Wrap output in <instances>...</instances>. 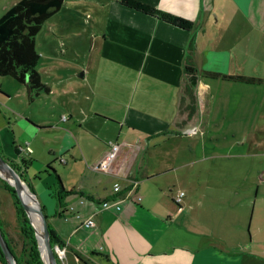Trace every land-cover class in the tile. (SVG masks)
<instances>
[{
  "label": "crops",
  "instance_id": "1",
  "mask_svg": "<svg viewBox=\"0 0 264 264\" xmlns=\"http://www.w3.org/2000/svg\"><path fill=\"white\" fill-rule=\"evenodd\" d=\"M98 1L100 6H95L102 10L99 32L92 36L80 74L90 94L97 97L89 105L92 120L82 128L86 137L95 136L100 142H91L82 152L89 175L81 173L72 187L83 195H68L65 206L57 209L61 215L46 213L53 231L73 253L76 264L81 260L78 254L89 264H227L226 256L218 255L223 254L220 247L204 245L202 234L195 231L197 225L177 222L193 202H202L203 190L198 197L197 189L196 195L164 189L177 179H185L188 186V172L202 163L189 142L204 132L206 118L244 114L252 105L263 113L264 0H134L184 20L186 28L121 0ZM15 2L4 5L2 12ZM86 3L64 0L62 6H76L73 10L87 16ZM74 20L80 19L74 16ZM188 61L198 72L196 110L186 119L181 105ZM203 70L262 81L209 77ZM222 89L236 96L219 98ZM115 141L121 148L110 168L94 170L93 164L107 151L108 143ZM67 152L70 159L61 156L59 161L82 170L81 150L74 146L63 153ZM183 170L185 174L180 173ZM167 172L176 177L166 176ZM196 180L198 187L203 179L197 176ZM114 184L122 189V207L102 208L100 201L113 196ZM180 190L185 193L176 209L173 202ZM91 216L94 225L83 226Z\"/></svg>",
  "mask_w": 264,
  "mask_h": 264
},
{
  "label": "rangeland",
  "instance_id": "2",
  "mask_svg": "<svg viewBox=\"0 0 264 264\" xmlns=\"http://www.w3.org/2000/svg\"><path fill=\"white\" fill-rule=\"evenodd\" d=\"M14 1L17 0H0V17L3 6ZM82 2H87L85 6L90 12L87 16L73 10L76 6L63 5L43 24L36 37V49L41 57L35 68L49 85V92L42 91L29 102L23 85L0 76V146L6 158L25 168L26 179L46 213L58 209L57 175L62 185L69 188L77 185L83 174L89 175L84 165V148L91 146V142H100L95 136L86 137L82 128L92 120L93 110H89V105L97 97L85 87L80 72L90 53L92 36L99 32L102 10L95 6H100L98 0ZM74 16L81 21L74 20ZM217 96L227 99L236 94L230 95L227 89H222ZM241 96L246 98L245 94ZM204 124L202 134H197L195 140H187L195 148V158L202 162L188 172V186L185 179L182 182L177 179L164 189L170 193L171 188L173 194L179 189L188 190L193 195L196 189L197 195L203 190L202 202H193L192 208L177 217V222L185 220L183 224L197 225L199 230L195 231L202 234L204 245L220 247L223 254L218 255L221 259L226 256L227 264H264V111L261 113L252 105L244 114L221 116L219 120L208 117ZM74 146L81 150L82 170L59 161L61 156L70 159L69 152H63L72 151ZM23 160L27 165H23ZM47 160L50 162H44ZM165 175L176 177L172 172ZM197 176L203 179L198 181V187ZM1 180L0 219L5 231L15 237L19 226L13 197ZM173 205L178 208L176 202ZM34 228L40 231L37 232L40 236L41 227ZM54 256L55 264L58 261L76 264L73 253L65 248H55ZM81 258L77 264H89L85 257Z\"/></svg>",
  "mask_w": 264,
  "mask_h": 264
},
{
  "label": "trees",
  "instance_id": "3",
  "mask_svg": "<svg viewBox=\"0 0 264 264\" xmlns=\"http://www.w3.org/2000/svg\"><path fill=\"white\" fill-rule=\"evenodd\" d=\"M121 1L125 5L141 10L144 13L150 14L179 27L186 28L185 21L172 14L161 12L134 0ZM63 2L64 0H17L0 17V76L10 77L23 85L29 102L34 101L42 91H50V87L42 81L41 75L35 68L41 57V54L36 49V37L43 24L60 9ZM197 72V68H195L191 62L188 61L184 65L186 86L184 88L181 110L182 112L187 113L186 119H189L196 110L194 85L191 82V76L195 75ZM202 73L204 76L209 77L222 76L228 79L243 80L247 82L262 81L261 78L245 77L242 75H225L208 70H203ZM185 99H187L186 102ZM0 156L18 172L20 178L26 182L29 189L34 193L31 184L26 179L25 168L19 166L16 160L12 162L6 158L1 146ZM60 162H63V160L61 159ZM23 163V165H27L25 161ZM50 164L51 163H48V166H50ZM57 176L60 188L56 191L55 196L57 197L58 207L62 208L66 204L64 200L68 195H83V193L73 187L66 189L62 185L60 176ZM1 181L4 188L7 189L13 197L19 226V232L14 237L5 231L4 224L0 219V230L15 261L17 264H43L41 252L38 247L36 230L30 221L21 200L16 195L15 190L11 185L4 180ZM176 204L179 205V203ZM41 207L46 215L45 207L43 205H41ZM57 213L58 215L62 214L59 210ZM47 227L51 245L63 249L65 247V242L60 240L54 233L48 217ZM81 257L82 256L78 254V258ZM0 263L7 264L1 248ZM58 264H60L59 261Z\"/></svg>",
  "mask_w": 264,
  "mask_h": 264
},
{
  "label": "water",
  "instance_id": "4",
  "mask_svg": "<svg viewBox=\"0 0 264 264\" xmlns=\"http://www.w3.org/2000/svg\"><path fill=\"white\" fill-rule=\"evenodd\" d=\"M196 81H197V74L191 76V82H192L193 85L196 84ZM0 163L10 167V165L1 156H0ZM16 175L18 176V178L20 180H22L17 173H16ZM0 178L3 179L4 181H6V183H8L9 185H11L14 188L16 195L21 200V202H22V204H23V206H24V208H25V210L27 212V215L30 218L26 203L24 201V195H25L24 191L19 187L18 184L13 182L11 179H8L7 177L3 176L1 173H0ZM22 181L28 187L26 182L24 180H22ZM28 189H29V187H28ZM29 191H30V193H32L34 195V197L36 199V203H33V204H34V206L36 208V214L38 216V219H39L40 225H41L40 226L41 227V231H42L41 235L38 236V234L36 232V236H37V239H38V247H39V250L41 252V258L43 260V264H46V261H47V264H55L54 251H55V248L58 249V246H52L51 245V243L49 241V231H48V227H47V217H46V215L44 214V212L42 210L41 204H40L38 198L36 197V194L33 193L30 189H29ZM30 221H31V218H30ZM41 236H42L43 241L45 242L44 251L47 254L46 261H44L43 255H42ZM0 248H1L2 253H3V255H4V257H5L6 261H7V264H17V262L15 261L14 256H13L10 248L8 247V244H7L4 236L2 235L1 230H0Z\"/></svg>",
  "mask_w": 264,
  "mask_h": 264
},
{
  "label": "built area",
  "instance_id": "5",
  "mask_svg": "<svg viewBox=\"0 0 264 264\" xmlns=\"http://www.w3.org/2000/svg\"><path fill=\"white\" fill-rule=\"evenodd\" d=\"M121 148V143L119 142H109L108 143V149L107 151L103 154L101 158H99L98 161H96L92 168L97 171H106L110 168V165L112 161L116 158L119 150ZM136 182L132 181V186H135ZM121 188L119 184H114L113 186V196L109 198H105L101 201V207L106 208V209H114V210H120L121 209V204L123 203V194H121ZM184 191L180 190L175 197V201L177 203H181L184 197ZM94 225V218L93 216L89 217L85 222L84 226L85 227H91Z\"/></svg>",
  "mask_w": 264,
  "mask_h": 264
},
{
  "label": "bare ground",
  "instance_id": "6",
  "mask_svg": "<svg viewBox=\"0 0 264 264\" xmlns=\"http://www.w3.org/2000/svg\"><path fill=\"white\" fill-rule=\"evenodd\" d=\"M0 173L3 176L7 177L8 179H11L16 184H18L19 187L24 191V193H25L24 201L26 203L31 221H32L34 227L37 226V228L39 229L41 225H40V221L38 219V216L36 214V208L33 204V203H36V199H35L34 195L32 193H30L28 187L24 184V182L22 180H20L18 178V176L16 175V173L13 171V169L11 167H8V166L0 163ZM37 232L40 233V231H38V230H37ZM38 236H39V234H38ZM41 241H42V255H43L44 261H46L47 254L44 251V246H43L44 242H43L42 236H41ZM46 264H47V261H46Z\"/></svg>",
  "mask_w": 264,
  "mask_h": 264
}]
</instances>
